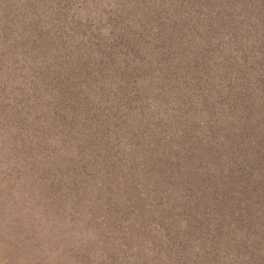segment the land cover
Here are the masks:
<instances>
[{
    "label": "rangeland",
    "instance_id": "1",
    "mask_svg": "<svg viewBox=\"0 0 264 264\" xmlns=\"http://www.w3.org/2000/svg\"><path fill=\"white\" fill-rule=\"evenodd\" d=\"M204 1L0 0V264L264 243V26Z\"/></svg>",
    "mask_w": 264,
    "mask_h": 264
},
{
    "label": "trees",
    "instance_id": "2",
    "mask_svg": "<svg viewBox=\"0 0 264 264\" xmlns=\"http://www.w3.org/2000/svg\"><path fill=\"white\" fill-rule=\"evenodd\" d=\"M199 2L204 0H198ZM205 2V1H204ZM231 4H229V3ZM215 4H220L219 6H215L218 8L224 7L223 5L225 4L228 8H231V12L233 11V8H235V6L237 5L238 7V13L239 12H246L247 14H252L254 16H256L258 19L261 20L262 25L264 26V0H214ZM123 21V18L118 17L117 22ZM128 23V22H127ZM126 23V24H127ZM120 27H123L120 26ZM119 27V28H120ZM118 28V29H119ZM125 29V27H124ZM117 29H115L114 32V38H117V36H120L121 33H117L116 32ZM95 41L100 40L99 38H95ZM65 68H67V66H65ZM128 84L127 81H122L120 83V87L122 86L124 90H129V86L126 87V85ZM247 171L248 174L251 175V170H252V165L251 164H247ZM262 193V191H261ZM246 194V193H245ZM247 195V194H246ZM258 195V194H257ZM244 198V195L240 193V195H238V199ZM262 203H264V200H260ZM247 246V245H246ZM248 248H251L252 250H255V252L253 253L254 255L249 256L247 259V262L245 264H264V243L261 242L260 244H254L252 246H247ZM209 264H213L212 262H210ZM215 264H224L222 261H216Z\"/></svg>",
    "mask_w": 264,
    "mask_h": 264
}]
</instances>
